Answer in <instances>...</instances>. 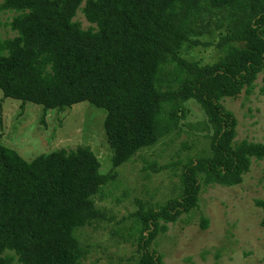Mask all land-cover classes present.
I'll return each mask as SVG.
<instances>
[{"label": "trees", "instance_id": "obj_1", "mask_svg": "<svg viewBox=\"0 0 264 264\" xmlns=\"http://www.w3.org/2000/svg\"><path fill=\"white\" fill-rule=\"evenodd\" d=\"M0 11L13 14L0 29L15 33L0 35L4 97L43 110L83 101L104 109L112 152L102 173L87 146L27 162L0 141V264H79L88 249L76 232L108 220L96 198L116 169L180 126L208 146L183 164L177 198L137 212L138 252L128 264H162L154 241L164 223L194 210L202 185L235 186L264 159V143L235 142L236 119L221 104L251 94L264 73V0H2ZM77 11L93 27L82 29ZM211 45L212 63L180 56ZM255 203L264 210V200Z\"/></svg>", "mask_w": 264, "mask_h": 264}, {"label": "rangeland", "instance_id": "obj_2", "mask_svg": "<svg viewBox=\"0 0 264 264\" xmlns=\"http://www.w3.org/2000/svg\"><path fill=\"white\" fill-rule=\"evenodd\" d=\"M12 15L0 11L3 22ZM74 20L82 29L93 27L81 11L76 12ZM14 34L6 26L0 29L2 38ZM180 56L199 64L217 59L213 45L185 48ZM263 76L258 75L251 94L221 99L237 122L235 142L264 143V95L259 92ZM21 103L4 97L0 89V141L4 146L14 149L27 162L52 150L87 146L97 157L100 171L110 170L112 152L103 127L104 109L87 101L62 110H43L30 101L23 106ZM192 108L198 112L197 107ZM207 146L205 138L180 126L118 167L115 178L103 187L101 198L96 196V206L105 211L108 220L76 232L88 249L79 264H128L138 252L137 212L177 198L183 164ZM149 164L165 167L155 172L147 167ZM257 200H264V159H253L249 171L235 186L202 185L198 206L175 222L164 223L165 230H159L154 247L162 264H264V210L256 205ZM12 264L21 263L14 257Z\"/></svg>", "mask_w": 264, "mask_h": 264}]
</instances>
